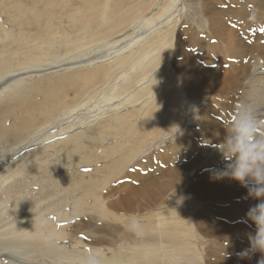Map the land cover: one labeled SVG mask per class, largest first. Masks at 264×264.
I'll list each match as a JSON object with an SVG mask.
<instances>
[{"label":"bare ground","instance_id":"1","mask_svg":"<svg viewBox=\"0 0 264 264\" xmlns=\"http://www.w3.org/2000/svg\"><path fill=\"white\" fill-rule=\"evenodd\" d=\"M176 1L0 0L4 118L24 119L0 130V264H195L199 219L191 242L164 234L169 197L258 202L210 170H228L237 126L264 113V36L239 0H199L170 26ZM253 126L264 144V118ZM7 135L44 145L14 160Z\"/></svg>","mask_w":264,"mask_h":264},{"label":"rangeland","instance_id":"2","mask_svg":"<svg viewBox=\"0 0 264 264\" xmlns=\"http://www.w3.org/2000/svg\"><path fill=\"white\" fill-rule=\"evenodd\" d=\"M168 1L172 5H174V1L176 0ZM198 1L199 0L176 1L175 7L171 9L167 18L163 22L166 21L171 26L173 21L178 19L180 16H184V18L197 17L198 12L195 9V3ZM261 1L264 0H239V5L243 6L247 10V12L253 16V24L257 26L258 32H261L264 36V32L261 31V29L264 28V6L258 7V3ZM248 18H250V16H248ZM228 27L233 28V24L229 23ZM168 30V32L174 30V33L171 35L172 42L174 45L176 39L178 38V32L181 30V28L177 25L175 29L169 28ZM139 37L142 36L140 35ZM225 40L231 41L232 39L225 38ZM66 68H68V66H64L52 71L64 70ZM21 74L22 75H20L19 78H17V75H15L16 77H8H12V79L16 80H21L31 78L32 76V74H30L29 72H22ZM41 74L42 72L37 75V78L41 77ZM5 80L6 79H4V81ZM4 81H0V90H2V85ZM0 96L4 97V103L2 105L0 104V130L5 127V125L3 124L5 120H7L8 122V129L14 124L22 123L24 120L22 117H16L15 119H12L10 117L6 119L4 118L9 115L5 102L7 94H5V91H3L0 93ZM263 118L264 113H260L255 118H253L256 120L252 121V119H250L248 122L257 125L261 120H263ZM232 119H234V116ZM95 122L96 121H93L92 123L94 124ZM17 127H20V125ZM7 131L8 134H10V130ZM8 136L9 135H7V137L2 140V144H4L6 148L9 146L13 147V150L11 151L16 152L18 155V157L17 155L14 157V160H18L19 158L31 155L34 153L35 149H41V147L44 145V142H42L41 144H36L35 141L32 145H29L26 148H20L21 144H10V138ZM48 154V152L45 153V157H42V161H46V155ZM105 161L107 162V165H110V162L105 159H101L98 165L101 164L102 168H104ZM79 195L80 193L77 191L74 200L71 202V205L75 208V212H77L76 202L77 197ZM2 197L3 195L0 193L1 206H8L9 202L5 201L8 204H3V201L1 199ZM188 200L190 201V203L186 204V202H184L180 198H175V196L169 197V201L165 205H163L158 210V212L164 209L166 213L165 219L167 223L163 227L164 234L175 235V237H182L189 242L192 241V237H185V235L187 234V231H193V228L197 223V219H199V249H197L199 252V256H190V260H193L195 264H256V260L259 256V253H257L256 256H254L251 260L240 259L237 256V253L248 247V234H255V224L251 220H248L247 224L244 223V219H247L246 213L248 212L250 206H242L236 208L225 207L222 209H218V211L199 210V200L197 198L191 196ZM21 206L30 207L31 203H22ZM86 213H88V210H86ZM224 215L226 218L224 217ZM33 220L34 219H31V224H33ZM52 220L57 219L55 216H53ZM223 220H225L230 226L229 231L215 234L209 229V227L211 226L219 228L218 223H222ZM136 221H138L139 224L143 223L141 219H137ZM26 224L28 226L30 225L28 224V221L27 223H24V225ZM188 254L191 253L188 252ZM16 255L27 257V255L24 254L17 253ZM38 262L40 261L38 260Z\"/></svg>","mask_w":264,"mask_h":264},{"label":"clouds","instance_id":"3","mask_svg":"<svg viewBox=\"0 0 264 264\" xmlns=\"http://www.w3.org/2000/svg\"><path fill=\"white\" fill-rule=\"evenodd\" d=\"M256 129L250 122H242L237 126L236 135L229 139L227 151L236 154V159L229 165L227 171L211 169L212 179L225 177L237 181L247 188L248 196L254 197L258 202L249 207L246 213L247 224L251 220L255 226V234H248V247L237 253L240 259L251 260L257 253L256 264H264V144L258 143L254 138ZM249 178L253 183L249 184ZM139 223L131 221L130 228L139 230Z\"/></svg>","mask_w":264,"mask_h":264},{"label":"snow or ice","instance_id":"4","mask_svg":"<svg viewBox=\"0 0 264 264\" xmlns=\"http://www.w3.org/2000/svg\"><path fill=\"white\" fill-rule=\"evenodd\" d=\"M261 31L264 32V28H262Z\"/></svg>","mask_w":264,"mask_h":264}]
</instances>
